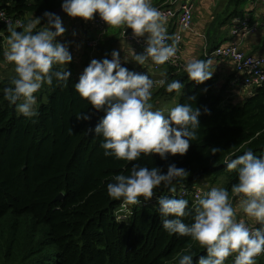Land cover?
Returning <instances> with one entry per match:
<instances>
[{
  "label": "trees",
  "instance_id": "trees-1",
  "mask_svg": "<svg viewBox=\"0 0 264 264\" xmlns=\"http://www.w3.org/2000/svg\"><path fill=\"white\" fill-rule=\"evenodd\" d=\"M167 1L159 0L163 7ZM247 1L229 0L233 11L208 29L201 59L210 61L208 55L227 42L224 27L243 16L241 9ZM62 2L0 0V11L25 25L30 17L43 16L45 11L54 13ZM8 35V26L0 20V42ZM93 38L95 33L86 41ZM86 41L85 47L91 51ZM106 46L101 40L97 51ZM3 52L0 44V60ZM68 70V87L54 83L35 94L39 115L32 121L3 98L11 78L0 80V264H178L189 248L196 255L193 264H197L200 256L207 255L206 249L190 237L169 235L162 227L158 205L136 208L130 222H118L115 212L121 201L108 196L107 184L114 175L128 174L134 164L159 167L166 173L168 165L175 163L189 175L173 185L175 191L161 187L154 190L153 197L180 198L183 188H212L222 181L231 194L237 175L227 170L225 161L248 149L264 155V86L234 103L230 95L232 75L222 83L220 77L212 75L198 84L183 69L160 65V72L184 87L179 97L158 88L151 102L156 107L157 102L178 98L181 105L199 108L200 139L191 142L183 156L167 154V159H161L159 154H142L139 160L127 162L104 156L102 137H97L94 129L105 112L79 96L74 90L79 77L73 66ZM44 96L47 102L42 101ZM193 96L195 100L190 99ZM78 112L91 119L77 120ZM212 148L220 151L212 154ZM60 195L63 198L59 200ZM185 199L190 207L195 205L192 198ZM184 219L193 222L191 217ZM225 264H234V260ZM257 264H264V256L257 258Z\"/></svg>",
  "mask_w": 264,
  "mask_h": 264
},
{
  "label": "clouds",
  "instance_id": "clouds-1",
  "mask_svg": "<svg viewBox=\"0 0 264 264\" xmlns=\"http://www.w3.org/2000/svg\"><path fill=\"white\" fill-rule=\"evenodd\" d=\"M61 8L68 16L86 21L99 13L111 29L131 28L138 37L148 34L144 52H130L139 65H164L177 54L176 39L167 31V17L153 5V0H63ZM43 17L47 24L39 28L40 18L29 20L20 31L9 25L3 54L4 60L14 67L10 86L3 89V98L29 121L39 115L35 94L54 83L66 88L71 76L67 65L73 57L66 44L56 41L66 31L62 20L49 11ZM111 56V60L92 59L74 85L81 98L97 111L105 112L94 129L96 136L102 137L100 147L104 156L130 162L139 160L142 154H159L161 159H167V154H186L190 143L200 139V109L178 102L158 108L151 102L156 87H164L179 97L184 85L177 79L169 80L165 73L161 74L164 78L156 81L148 74L122 67L118 51L114 50ZM183 70L198 84L213 75L211 61L204 59L188 60ZM204 111L207 113L208 109ZM76 118L89 121L91 116L78 112ZM219 151L211 149L212 154ZM225 164L227 170L237 175L231 194L227 188L212 187L201 193L191 207L188 199L158 196L162 227L169 235L190 237L206 249L207 255L200 256L197 264H225L233 254L234 264H257V257L264 253V155L257 156L248 149ZM188 175L175 163L168 165L166 173L159 167L149 169L134 164L128 174L112 177L107 194L121 201L122 207L139 205L141 198L151 199L154 190L161 187L175 191L173 185ZM233 198H238L235 205ZM241 211L254 221L253 225L237 219ZM187 217L193 222L186 223ZM185 252L178 264H193L195 253L191 248Z\"/></svg>",
  "mask_w": 264,
  "mask_h": 264
},
{
  "label": "crops",
  "instance_id": "crops-1",
  "mask_svg": "<svg viewBox=\"0 0 264 264\" xmlns=\"http://www.w3.org/2000/svg\"><path fill=\"white\" fill-rule=\"evenodd\" d=\"M176 1H179L180 3H184L185 1H191L194 5V19H193L194 28L192 32H186V34L184 35L183 50L180 53L181 59H183V62L185 64L188 60H191L193 58L201 59L202 54L205 52V49H206L205 46L207 45L206 32L214 23L213 22L214 16L218 14L213 9L215 7V4H217L219 0H176ZM245 4L246 6L243 9H241L244 11L243 14H245L246 12H253L254 19L264 20V4L262 5L255 4L252 0H248ZM153 5L157 8L161 6L159 0H153ZM59 16L62 20V26L66 29V31L63 35L56 37V41L62 44H66L70 50V53L73 52L75 58H77L80 61L79 63L82 64L83 61L87 63L86 59H88L91 56V53L93 52L86 49L85 41L86 39L93 36L94 31L92 28V24L90 23V21L88 20L86 21L81 17H70L67 14L59 15ZM32 19L33 17L29 18V20H32ZM46 24H47V21L45 24H43L42 22L40 23L41 27L45 26ZM166 27H167L168 32L172 30L171 25L168 21H167ZM230 29H231V25L224 27V33L226 34V39L228 40H229ZM122 30H125V29L123 28L111 29L110 26L107 27L106 35L102 39L103 42L106 43L107 45L106 49L100 52L96 51L95 59L109 58V60H111L112 59L111 53L115 50V51H118L120 54V60H121L122 67H126L130 71L138 72L141 74H148L150 78H153V79L161 78L162 72L160 71L152 72L149 64L142 66L136 63L134 60H132L130 52L134 54H141V53L135 45H133L130 42L124 41L121 38ZM126 30H129L130 33L134 34L131 28H127ZM147 36L148 34H145L141 38L147 40ZM202 38L206 39L205 42L204 40L202 41ZM7 39L8 37L3 36L2 41L0 42L4 51L7 48V43H6ZM109 43H111L112 46H109ZM243 49L245 50L246 53L251 54V55H263L264 54V30L260 34L250 37L244 44ZM210 59H211L210 60L211 69L213 71V75L220 77L221 83L225 82V80L228 79L231 75L233 76L234 71L231 65L227 63H222L213 58H210ZM2 61H3V58L0 60V80L10 79L14 75V67L11 64L9 65L5 64ZM74 67H75L76 75L80 77L83 70L82 69L80 70V67L78 68L76 66ZM86 67L87 66H85V68ZM249 94H250L249 90L237 91V92H234V94H232L231 99H233L234 103H240ZM160 104L161 102H157L156 106ZM206 181L208 183L207 185H209V181L208 180ZM216 186L217 185H214L213 187H216ZM233 202L235 205L238 202V198H233ZM237 219L244 220L247 223L250 222L254 224V221L248 218L242 211L239 212ZM256 227H260V225H256ZM263 256H264V253H262L257 258H261ZM234 259H235V254L231 255L226 260L230 261Z\"/></svg>",
  "mask_w": 264,
  "mask_h": 264
},
{
  "label": "built area",
  "instance_id": "built-area-1",
  "mask_svg": "<svg viewBox=\"0 0 264 264\" xmlns=\"http://www.w3.org/2000/svg\"><path fill=\"white\" fill-rule=\"evenodd\" d=\"M252 1L255 4H264V0ZM167 2L168 3H166L165 7L160 6L158 9L166 15L167 21L171 25L172 30L168 33L176 39L178 51L176 56L169 62H166V64L173 66L178 70H182L184 68V62L183 59H181L180 53L183 50L184 35L186 32H192L194 28V5L191 1L180 3L176 0H168ZM0 20L5 25H10L14 28H22L21 26L24 25L20 20H13V18L7 17L6 13L3 11H0ZM88 21L92 24L95 38L86 41V46L89 49L91 48L92 52H95L100 41L106 35L107 27L109 25L101 19L99 13H94V18ZM263 30L264 20H256L253 18V12H246L243 16L237 17L233 20L229 32V40L208 55L210 58L231 65L234 71V78L230 83V95L237 91L249 90L250 94L248 96H250L254 94L255 89L264 86V54L251 55L246 53L243 49L244 44L250 37L260 34ZM121 38L124 41L135 45L141 54L147 47L145 39L135 36L129 31L124 30L121 32ZM169 43H171V41H169ZM5 63L7 62L5 61ZM149 65L152 72L160 71V65ZM160 79L161 78H155L154 80L158 81ZM158 88L161 87H156L154 90ZM210 189L211 188L206 187L203 188L199 185L190 190L183 188L179 191L180 198L190 197L196 202L201 193ZM141 201L142 203L139 205H129L127 207H122L120 204L115 212L117 215V221L120 223H128L133 217L134 209L137 208L140 210L143 208H152L156 207L158 204L157 196H154L147 201ZM248 224L253 225L250 222H248Z\"/></svg>",
  "mask_w": 264,
  "mask_h": 264
},
{
  "label": "rangeland",
  "instance_id": "rangeland-1",
  "mask_svg": "<svg viewBox=\"0 0 264 264\" xmlns=\"http://www.w3.org/2000/svg\"><path fill=\"white\" fill-rule=\"evenodd\" d=\"M246 6V4L243 6V8ZM216 13H218L217 15H215L214 16V21L213 22H216V21H218V20H220V21H224V18H226L230 13H231V8L229 7V0H219L218 2H217V4H215V7H214V9H213ZM37 18H40V23L42 22L43 24H45L46 23V19L43 17V16H39V17H37ZM212 22V23H213ZM39 26V25H38ZM39 28V27H38ZM52 31H54V29H51ZM206 32V31H205ZM204 40V42H205V38L203 39L202 38V41ZM70 51V50H69ZM97 51V50H96ZM95 51V52H96ZM95 52H93V53H91V56L88 58V59H86V61H88L89 62V64H90V62H91V60L92 59H95L96 58V54H95ZM73 52H71V55H72V57H73V59H72V61H71V63L70 64H68L67 65V68L69 69L71 66H76L77 68L78 67H80V70L82 69L83 71H84V69H85V66H87L86 64H85V61H83V65L81 64V63H79L80 61L77 59V58H75V56H74V53L72 54ZM3 63H5V61H4V59H3V61H2ZM5 64H7V65H9L8 63H5ZM81 64V65H80ZM75 68V67H74ZM83 71H82V73H83ZM80 72V71H79ZM48 85H45L44 87H43V89L45 90L46 89V87H47ZM42 101L43 102H47L46 101V97L44 96L43 97V99H42ZM175 102H178V98H175V99H173V100H168V101H161V104L160 105H158V106H156V107H158V108H167V107H171V106H173L174 105V103ZM38 107H39V102L37 101V109H38ZM222 184H223V181L222 182H220L216 187H222ZM205 187V186H204ZM203 187V188H204ZM226 262H228L227 260L225 261V263Z\"/></svg>",
  "mask_w": 264,
  "mask_h": 264
},
{
  "label": "water",
  "instance_id": "water-1",
  "mask_svg": "<svg viewBox=\"0 0 264 264\" xmlns=\"http://www.w3.org/2000/svg\"><path fill=\"white\" fill-rule=\"evenodd\" d=\"M54 14H56V15H64L66 13L63 12L62 8H59V9L54 11ZM62 198H63V196L60 195L59 200L62 199Z\"/></svg>",
  "mask_w": 264,
  "mask_h": 264
}]
</instances>
